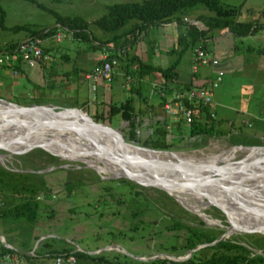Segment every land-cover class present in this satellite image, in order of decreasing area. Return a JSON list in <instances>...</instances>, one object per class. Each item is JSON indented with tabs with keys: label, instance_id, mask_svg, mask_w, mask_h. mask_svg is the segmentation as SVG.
<instances>
[{
	"label": "rangeland",
	"instance_id": "obj_1",
	"mask_svg": "<svg viewBox=\"0 0 264 264\" xmlns=\"http://www.w3.org/2000/svg\"><path fill=\"white\" fill-rule=\"evenodd\" d=\"M127 1L139 0H0V50L9 48L23 37L50 28L52 30L41 33V37L43 45L50 48L48 51L50 57L47 63L52 61V68L54 67L52 70L56 71L51 86L48 85L51 80L45 78L44 70L48 67L45 66V63L39 67L36 76L33 74L32 77L30 76L31 78L24 76L18 81V88L14 89L11 85L12 82L15 83L14 76L11 77L8 73H4L1 76L3 82L0 85V98L12 102L18 101L20 102L18 104L21 105H30V103L27 104L30 101L29 97L40 96L38 101L34 99L33 103H52L56 105L55 109L76 106L91 117L94 112H105L109 100L106 101L105 98L98 103L95 102L102 95L101 89L97 93L94 92L96 95L93 97L88 93L85 81L81 79L74 81L72 88L69 85V76L72 79H78L76 67H86L98 59L101 54L98 47L87 48L88 45L95 42L96 39H102L103 36L109 37L114 33L113 31L99 30L100 28L92 22L93 19L104 15L111 5ZM219 1L238 7L240 10L236 18L239 20H252L254 24L260 26L264 23V0ZM76 19L87 21L86 26L79 27L81 32L77 34H82L85 38L74 36L72 30L69 29V35L66 34L60 40L55 39L53 33L58 27L55 22L63 20L69 22ZM196 24L200 26L199 21H196ZM263 28L264 25L261 29L242 37L225 35L223 39L221 36L217 40L211 38L206 43V46L209 47L207 50L208 63L197 65V72L215 73L219 69L223 72L222 80L213 89L211 106L215 113L214 116H208V118H215L226 130L224 134L189 135L186 131L180 130L181 123L177 121L175 125L178 130L175 128L170 132L166 130L165 134L161 136L157 128H161L163 125H155L153 122V116L158 115L157 112L147 113L144 111L136 127L138 138H134L135 141L131 139L129 141L152 148L148 145L149 138L162 137L167 143V147L154 149L194 155L216 152L232 145L261 147V152L264 151ZM67 29L66 26H63L62 31L65 32ZM144 38L147 40V36ZM111 43V41L108 42L109 45ZM199 44L195 42L193 47L199 46ZM135 47L133 43L131 51H134ZM193 47L186 48L179 54L180 58L178 59L179 65L185 66L189 72H192L190 63L195 57ZM88 49L93 52H89ZM62 52L67 54L66 58L60 56ZM72 69L74 71L65 73V70ZM115 81L114 79L111 87L106 90L108 93L116 90ZM34 83L38 86L33 85ZM125 90L121 98L129 94V89ZM140 90L144 93L143 95L147 96V82H142ZM154 95V93L150 95V98L153 99ZM82 100L85 104L81 106L79 104ZM1 101L2 99H0V111L18 113L12 109V106ZM144 103L140 95L136 96V106L143 109L145 108ZM205 109L208 111L207 108ZM37 112L49 114L52 111L48 107H42ZM32 114L35 116L37 113ZM82 114L86 117L85 113L82 112ZM97 121L108 124L127 135V121L122 120L118 115L111 116L108 121L106 119ZM8 148L16 150L11 144L8 145ZM0 149H2L0 153L4 154L0 158L1 164L11 170L22 169L39 172L38 177L44 181V188L49 191V195L39 194L40 205L33 224L29 228L23 227L22 231L19 230L20 237H22L21 234H25L32 242V247L29 250L31 252L27 255L17 252L0 255V264H56L58 255L47 254L48 250L54 247L73 248V253L60 255L61 264H146L148 260L141 257L156 254L161 256L166 253L183 256L188 251L185 245L187 229L172 226V217L189 225H203L219 231H223L229 224V217L233 222V228L230 229L228 236H240L245 232L240 230V227L248 228L257 225L256 221L230 197L220 198L219 196L221 202L218 203L228 217L216 204L208 203L207 197L204 196L205 193L210 190L215 194L220 193L219 188L211 184L196 188L183 186V188H188L184 190L185 192L200 196L201 200H206L204 205H207L202 207L204 213L201 215L206 214L209 217H201L192 211V206L198 205L195 201L192 202L193 205L182 202L181 204L170 195L168 190L170 194L164 191L174 200L160 193L158 189L161 188L152 185L138 187L141 194L133 195L131 188L124 184H116L114 180H111L121 176L110 177V174H101L82 160L63 158L54 154L57 158L53 161L50 155L45 153L47 150L39 146L20 153ZM245 152V149L238 151L235 160L243 158ZM258 167L264 168V163L259 164ZM258 167L255 166V169ZM239 171L241 170L238 168L235 172ZM251 172L253 173V171ZM226 177L234 181L235 187H240L238 179L230 174H227ZM245 181L247 184L251 183L249 179ZM108 184L111 186L106 188ZM255 188H264V185H256ZM246 197L255 206L264 207L263 195L248 194ZM176 198L178 199V197ZM149 202L150 204H148ZM180 207L188 210L189 213L183 212ZM217 219L218 222L213 223ZM199 220H202L203 224ZM3 221L0 217V233L8 230L7 226L2 225ZM260 227L264 230V225ZM36 236L38 237L34 239ZM37 239L38 241L42 239V241L37 244ZM171 243L175 246L173 250L169 246ZM105 246L111 247L104 248L99 252H88L91 255L80 252L96 250ZM69 255L74 257V261L67 259ZM155 258L158 259L152 257V259ZM139 260L142 262L139 263Z\"/></svg>",
	"mask_w": 264,
	"mask_h": 264
},
{
	"label": "trees",
	"instance_id": "obj_2",
	"mask_svg": "<svg viewBox=\"0 0 264 264\" xmlns=\"http://www.w3.org/2000/svg\"><path fill=\"white\" fill-rule=\"evenodd\" d=\"M239 10L238 7L223 4L219 0H139L115 3L109 7L104 15L93 19L92 22L100 30L114 32L109 37L103 36L102 39L98 40L105 43L107 48H109L107 51L108 57L115 56L120 59V68L134 77H140L153 69L161 71L164 76H171L174 74L172 69L179 59L178 55L186 48L193 47L195 42H201L212 31L223 29L230 31L234 36L242 37L255 32L264 25V23L261 24L262 26L256 25L252 20L237 19L236 16ZM183 17H186V20ZM131 19L133 20L129 22ZM170 20H174L180 27L176 46L172 47L176 51L177 57L165 69L158 66L153 67L141 61L131 51V46L136 42L139 34L146 27ZM196 21H199L200 26L196 24ZM59 23L66 26L68 30H72L73 35L78 36L77 34L81 32L79 27L86 26L87 21L76 19L69 22L63 20L59 21ZM44 30H39L35 34L41 35V33L49 32L52 29L47 28ZM109 41L112 42L111 46L108 44ZM94 44L91 43L90 47L94 46ZM101 61L102 58L99 62ZM133 63L136 66L132 68L131 65ZM49 85H53V82L49 83ZM129 89L131 91L136 90L132 86ZM38 98L40 96L29 97L30 101L27 104L33 103L34 99L38 101ZM107 105L106 113L103 111L94 112L92 118L96 121H104L105 119L108 121L111 116L118 115L122 120H126L128 124L127 135L125 133L123 135L129 140L135 141L134 138H138L136 136V127L140 122L141 114L145 111L144 108L136 106L134 99L129 95L119 101L109 100ZM205 110L204 106L198 107L197 112L193 114V120L188 126L187 133L189 135L224 134L226 130L221 127L215 118H208L209 113ZM80 113L83 115L82 111ZM157 131L161 136L166 132L162 126L157 128ZM148 145L152 148L160 149L167 147V143L162 137H150ZM45 153L50 155L53 161L57 158V156L47 151ZM39 175L40 173L37 171L11 170L0 163V217L4 220L1 222L2 225L8 227L6 232L1 233L5 241L11 245L7 246L0 241V255L12 252L27 255V251L32 247V242L27 235L21 234L22 237H20L19 230L22 231L23 227L29 228L33 224L40 205L39 194L49 195V191L44 188V181L38 177ZM111 180H114L116 184H124L131 188L133 195H140L141 191L138 187H144L134 180L123 176L112 178ZM110 186L108 184L106 188ZM158 191L174 200L164 190L158 189ZM143 198L146 199V197ZM180 209L189 213L188 210L182 207ZM199 221L203 224L202 220ZM172 226L185 227L187 229L185 236L187 249L196 244L209 242L222 232L212 230L203 225H189L175 217H172ZM37 237H34V239ZM41 241L42 239L37 244ZM169 246L172 250L175 248L172 243ZM80 252L91 255L85 251ZM68 253H73L72 247H54L47 252L50 255H66ZM157 258L147 259L148 262L146 264H264V234L245 231L240 236L230 235L212 244L200 246L192 250L190 255L183 259L175 260L166 256ZM141 262L139 260V263Z\"/></svg>",
	"mask_w": 264,
	"mask_h": 264
},
{
	"label": "bare ground",
	"instance_id": "obj_3",
	"mask_svg": "<svg viewBox=\"0 0 264 264\" xmlns=\"http://www.w3.org/2000/svg\"><path fill=\"white\" fill-rule=\"evenodd\" d=\"M3 103L12 106V104H9L7 102ZM37 111L35 117L42 115L47 117L57 116L68 120L78 121L80 123H90L88 118L81 115V111L79 112L78 110L76 111L70 109L68 110V112L61 111L58 113V115L54 112H51L49 114H42L38 113ZM64 112L66 113L64 114ZM0 113V139L8 137L15 131H18V126L16 128L15 124L9 121H12L14 119L20 120L22 118L29 117L28 115H24L19 112L13 113L0 111ZM48 132H52L53 134H55L54 136L56 138L67 140L69 142V145H71L69 149H65L54 143H46V145L51 150L60 153L61 156L82 160L83 162L92 165L101 174H127L131 177L139 179L142 182H148L151 180H155L158 183L163 182L161 183V185L165 187L166 191L168 190L172 195L178 197L180 202L185 204H192V202L195 201L198 205L192 204V211L196 212L201 217H209L206 214L204 216L201 215L204 213L202 207L207 205H204L206 200H201L200 196L185 192L184 190H187L188 188H183L182 185H173L167 183L166 181L172 182V180H183V178L174 176L173 172H182L183 175L186 174V178L198 180L199 178L212 177V173L215 171L219 175L218 177H221L223 180L229 182L233 187L234 181L229 180V178L227 179L226 177L227 174H230L238 179V185H240V187L234 186L233 188L240 196H242L246 204L250 206L255 207V205L247 199L246 195L253 194L258 196L259 194H261L264 196V188H255L256 185H264V179H262L264 178V168L258 167L259 164L264 163V151L261 152V147H244L232 145L227 149H220L216 152H210L203 155H194L177 151L149 150L133 144L127 146L121 145L110 138V136H108L104 132L97 130L89 131V135L88 133L82 134L71 132L68 130L59 131V129L55 130L45 128L34 131L30 135L31 137H29L28 140H43V138H45L43 136L50 135V133ZM92 144L94 148L90 147ZM11 145L15 149L22 146L21 143H12ZM10 148L13 149L12 147ZM243 149L246 150L243 158L241 160H235L237 152ZM119 153L125 155L128 158L133 157L135 159L137 158L138 160L151 163L157 168L158 172H148L136 163H117L109 157L112 154L119 155ZM3 155L4 154L0 153V158H2ZM240 166L243 169L246 168L250 170H241L239 172H235L236 169H240ZM255 166L258 167V169H255ZM210 167L214 168L215 170H212ZM251 171H253V173ZM246 179H249L251 183L247 184V182L245 181ZM158 180H161V182H159ZM241 183L247 185L248 187H244ZM219 194H215L210 190L209 192L205 193L204 196L207 197L208 203H219L221 202V197L232 198L231 196L224 194L221 190ZM199 202L201 205L199 204ZM246 213L256 221L257 225H264V214H251L247 212V210ZM217 222L218 219L213 221V223ZM232 228L233 222L232 225L228 227V231H230V229Z\"/></svg>",
	"mask_w": 264,
	"mask_h": 264
},
{
	"label": "crops",
	"instance_id": "obj_4",
	"mask_svg": "<svg viewBox=\"0 0 264 264\" xmlns=\"http://www.w3.org/2000/svg\"><path fill=\"white\" fill-rule=\"evenodd\" d=\"M55 23H56L55 25H57V26L58 25H60V27L64 26L63 24H61L59 22H55ZM182 26H184V25H182ZM261 28H259V29H261ZM263 30H264V28H263ZM179 31H180V27L174 20L164 21V22H160V23H157L155 25H151L149 27H146L139 34L138 39L134 43L136 47L134 48L133 52L141 61L145 62L146 64H149L150 66H153V67L158 66V67H161L162 69H165L177 57L176 56L177 53L172 47L176 46L177 35H178ZM225 35H228L230 37L233 36V34L228 30L216 29V30L212 31V33L209 34L208 36H205L201 42H198V43H200L199 46L207 51V50H209L208 49L209 47L206 46V43L208 41H210L211 38H213L214 40H217L221 36L223 39L225 37ZM145 36H147V40H145V38H144ZM244 36H246V35H244ZM78 37H84V35L80 34V35H78ZM150 38H152V39H150ZM150 40H153V41H150ZM15 43H13V45ZM93 43H95L94 46L90 47V45H88L87 48L98 47L101 54L98 56V59L91 62L88 66H86V67L83 66L81 68L76 67L75 71L78 73V75H77L78 79L77 78L72 79V77L69 76V79H70L69 85H71V87L73 88L74 81L81 79L82 81H85L87 91L93 97H95V95H96L95 93H97V91L101 89L102 95L98 101L95 100L96 103H98L100 100H103L105 98H106L105 99L106 101H108V100L119 101V100L123 99V98H121V96L126 91L121 85V82L123 80V73L126 71L123 70L122 68H120L119 65H118L119 68L116 69V72L114 73V75H113V77L109 83H105L100 79L97 80V82L95 83V89L93 90V92L90 91V88L88 86V82L84 78V72L89 70L90 68H92L95 64H97L101 60L102 55L108 51L107 45L105 43L101 42L100 40H95V42H93ZM111 45H112V43H111ZM111 45H109V46H111ZM43 46L45 47V49L47 51L50 50L49 46H47L45 44ZM222 46H223V44H222ZM196 47H198V46L193 47V53H194V49ZM78 51H80V50H78ZM88 51L93 52V50H90V49H88ZM60 56L63 58H66L67 54L65 52L64 53L62 52ZM178 58H180V55H178ZM0 59H1V55H0ZM192 61L190 63V71H192V72L187 71L185 66H180L178 61H177V63L174 65V67L172 69L174 71L173 75L164 76V74L161 71H159L157 69L156 70L153 69L149 72H146L145 74H143L140 77H135L134 82L132 83V87L137 86V87H135L136 90H133V91H131L130 89L128 90V92H129L128 95L134 99V103H135L136 96H139V95L141 96V98L145 102L144 103V105H145L144 110L147 113L154 112V111L157 112L158 115L153 116V122H155V125L156 124L157 125L158 124L163 125L165 130H166L165 126H166L167 118L162 111L161 97L159 96L156 88H152V83H159V84L166 86V88H167L166 91L169 92L170 88L173 86L174 87L175 86L176 87L187 86L189 83H191V80H192L191 76H193L194 82H207L213 76L214 72L213 73H207L205 71L197 72L196 71L197 67L195 68V70L192 69V66H191ZM45 63H44L45 66H48L44 70L45 74H46L45 78L48 80H51V82H52L54 79L53 77L56 75V71L52 70L54 68V67L52 68V65H51L52 61H50L48 63L45 62ZM39 67H41V66H27L26 64L19 63V62H17L13 66L12 65L11 66L10 65H4V63H2L0 60V85H2V82H3L2 77H1L2 74L8 73L11 77H12V75L14 76L13 80L16 83L15 84L12 82V84H11V85H13L12 89L18 88V81L21 80L24 76L29 77V78L32 77L31 76L32 74L34 76H36L37 72H39L38 71L40 69ZM67 71L72 72L74 70L73 69L72 70H65V73ZM66 78H68V75H66ZM114 79L116 80L115 81L116 90L114 92L108 93L106 90L111 87V83L113 82ZM51 82L49 81L48 85ZM142 82H147V88H148L147 96L143 95L144 93L142 92V90H140L142 87ZM33 85L38 86V84H35V83ZM153 90H155L156 92H154ZM153 93L155 95H154V98L152 99V98H150V95H153ZM83 104H85L84 100H82V102L79 105L82 106ZM244 122H247V121L244 120ZM172 128L178 129L176 126L173 127V125H172ZM234 132L237 133L238 131H234Z\"/></svg>",
	"mask_w": 264,
	"mask_h": 264
},
{
	"label": "water",
	"instance_id": "obj_5",
	"mask_svg": "<svg viewBox=\"0 0 264 264\" xmlns=\"http://www.w3.org/2000/svg\"><path fill=\"white\" fill-rule=\"evenodd\" d=\"M0 99H2V101L5 100L3 98H0ZM3 102H7L9 104H12V109H14L15 111L20 112V113H26L29 116L28 118H22L20 120L14 119L12 121H9V122L15 124L16 128L18 126V131H15L12 135H10L8 137H4L3 139H0V148L6 149V150H8L10 152L20 153V152H24V151H26V150H28V149H30L32 147L39 146V147H42L45 150H47V151H49V152H51L53 154H56V155H58L60 157L68 158V157L61 156L60 153L54 152L53 150H51L46 145V143H49V144L54 143V144H56L58 146H61L62 148H65V149H69V147L71 146V145H69V142L67 140H61L59 138H56L54 136L55 134H53L52 132H48V133H50V135L43 136V137H45V138H43V140L42 139L41 140H36V141L35 140H33V141L28 140V138L31 137L30 135L34 131H37L39 129H44V128L45 129H55V130L59 129V131L68 130V131H71V132L82 133V134L83 133H88L89 134V131L97 130V131L104 132L105 134L110 136V138H112L113 140H115L116 142H118L121 145H126V146L127 145H131V144L137 145V144L131 143L129 141V139L126 136L123 135V132H121V131H119L117 129H114L113 127H111L108 124H105L103 122H99V121L94 120L84 110H82L81 108L76 107V106H64V107L55 109L56 105L52 104V103H40V104L32 103L30 105H21V104H18L16 102H12V101H9V100H5ZM42 107L50 108V110L52 112L56 113L57 115L61 111H68L70 109L76 110V111L79 110V111H82L83 113H85V115L88 118V120L90 121V123L89 124L80 123L78 121L68 120V119H65V118H62V117H57V116L47 117V116H43L42 115V116L35 117L33 114L31 116V113L35 114L37 109L42 108ZM0 115H1V113H0ZM12 143H21L22 146L18 147L16 150H11V149L8 148V145L12 144ZM137 146H140V145H137ZM248 146H251V145H248ZM90 147L94 148L93 144ZM140 147H143V148L149 149V150H160V149L150 148V147H147V146H140ZM88 150H91V149H88ZM109 157L114 162H117V163H121V162L136 163L137 165L143 167V169L147 170L148 172H152V173L153 172H158L157 168L154 165H152L151 163H148V162H145V161H141V160H138L137 158L135 159L133 157L128 158V157H126L125 155H123L121 153H119V155L112 154ZM68 159H72V158H68ZM241 159L242 158H240V160ZM87 165H90V164L87 163ZM90 166H92V165H90ZM210 168L212 170L214 169L212 167H210ZM242 169L243 168H241V166H240V170H242ZM173 173H174L173 174L174 176L179 177V178H183V180H172V182L166 181L169 184L182 185V186H187V187H190V188H196V187H200V186L205 185V184L206 185L207 184H211V185H214L215 187L219 188V190H221L224 194L231 196L232 199L242 209H244L245 211L247 210V212H249L251 214H257V215L258 214H264V208H260L259 206H255L254 207V206L247 205L246 202L244 201V199L242 198V196H240L236 192V190L232 187V185L229 182L223 180L221 177H218V174L215 171L212 173V177L199 178L198 180H195V179H192V178H186L187 177L186 174L183 175L182 172H173ZM111 176H113V177H115V176L127 177V178H130V179L136 180L137 182H139L142 185H152V186L159 187V188H161V189L166 191L165 187L161 185V183H163V182H161V180H158L161 183H158L155 180H151V181H148V182H142L139 179H137L135 177H131L130 175H127V174H120V175L111 174L110 177ZM166 192L168 194H170L168 191H166ZM170 195H172V194H170ZM172 196L178 202H180L174 195H172ZM211 203L216 204L218 207H220L222 209V207L217 202H211ZM225 214L227 215L226 212H225ZM227 217H228V215H227ZM228 222H229V224L219 234L218 237L214 238L213 240H211L209 242L200 243V244L194 245L193 247L188 249V251L186 252L185 255L178 256V255H173V254L166 253V255H161V256H166L168 258L175 259V260L183 259V258L188 257L190 255V253L192 252V250H194V249H196V248H198L200 246H203L205 244H212V243H214V242H216V241H218L220 239H224L225 237H227L230 234V231H228V227H230L232 225V222L229 219V217H228ZM240 230L247 231V232H252V231L253 232H260V233L264 234V230H263L262 227H260V225L250 226L248 228L240 227ZM38 239H37V241H38ZM0 240L5 245L11 246L8 242H6L4 240V237H3V235L1 233H0ZM37 241H36V243H37ZM36 243L34 244V247L36 246ZM112 246H115V245H112ZM109 247H111V246H105L103 248H99V249L91 250V251H87V252H99V251L103 250L104 248H109ZM30 252L31 251H27V253H30ZM158 256H160V255L156 254V255H150L148 257H141V258H143V259H151L152 257H158Z\"/></svg>",
	"mask_w": 264,
	"mask_h": 264
},
{
	"label": "built area",
	"instance_id": "obj_6",
	"mask_svg": "<svg viewBox=\"0 0 264 264\" xmlns=\"http://www.w3.org/2000/svg\"><path fill=\"white\" fill-rule=\"evenodd\" d=\"M186 20V17H183ZM198 25V24H197ZM63 27L55 29L53 35L55 39L60 40L61 37L69 35V30L62 31ZM119 52H121L119 50ZM42 43V37L38 34L29 35L18 40L13 46L2 49L0 51L1 62L4 65H15L17 62L24 63L27 66H41L48 61L50 55ZM195 57L192 61V69L195 70L198 64L208 63L207 51L198 46L194 49ZM120 59L115 56H107V52L102 55V61L95 64L92 68L84 72V78L88 82L90 91L95 89L97 80H102L109 83L118 68ZM2 65V64H1ZM133 63L131 67H135ZM223 72L219 69L207 82H194L191 76V83L184 87L170 88L169 92L166 91V86L159 83H152V88H156L159 96L161 97L162 111L167 118L166 130L170 132L175 123L179 121L180 130L188 131V126L193 120V112H197L199 106L207 108L209 116H214L212 109L213 103V89L222 80ZM135 77L128 73H123V80L121 85L124 89H129L134 82ZM137 79V78H136ZM68 260L74 261V257L69 255ZM56 264H61V256L56 257Z\"/></svg>",
	"mask_w": 264,
	"mask_h": 264
}]
</instances>
